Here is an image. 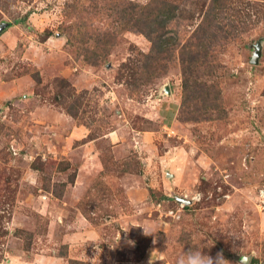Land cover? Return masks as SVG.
<instances>
[{"label": "rangeland", "instance_id": "obj_1", "mask_svg": "<svg viewBox=\"0 0 264 264\" xmlns=\"http://www.w3.org/2000/svg\"><path fill=\"white\" fill-rule=\"evenodd\" d=\"M126 1L0 0V264H80L85 226L97 264H178L188 250L264 264V0H225L227 19L211 23L218 44L196 71L221 109L191 121L178 112L179 49L211 0H167L166 37L179 41L150 79V41L116 24ZM104 32L115 44L86 63L80 46ZM195 191L178 218L156 210Z\"/></svg>", "mask_w": 264, "mask_h": 264}, {"label": "trees", "instance_id": "obj_2", "mask_svg": "<svg viewBox=\"0 0 264 264\" xmlns=\"http://www.w3.org/2000/svg\"><path fill=\"white\" fill-rule=\"evenodd\" d=\"M225 7V0H211L201 22L187 37L186 41L180 45L179 61L182 72V97L178 112L180 116H185L183 118L179 117L181 121L196 120L199 117L201 119L208 118L210 114V116L214 114L215 110L221 109L219 107L220 97L218 92L213 96L216 102H207L210 88H207L206 84L199 83L200 72L196 70L202 48L204 46L208 47L207 44H209V47L218 44L215 37L212 38L211 34L209 35V29L211 23L219 20L218 16L227 19ZM177 9L176 5L167 0H151L145 5L127 0L125 4H120L117 8L116 24H118V29L129 28L132 31L139 32L151 43L149 51L142 53L143 73L148 75L147 79L154 77L161 67L166 66L164 62L173 56V49L175 48L173 45H176L179 40L174 38L175 42H173V37H166V34L168 24L177 17ZM93 37L95 38L92 41V46H80V53L86 63L96 65L101 57L108 55L110 46L115 44V37L104 32L101 37L99 35H89L87 39ZM67 38L68 43L73 45L74 41L72 39L76 38V35L70 33ZM85 42H87L86 37H80V44ZM192 101H202V105H199L200 108H198L197 105L191 103ZM204 109L210 112L206 113ZM68 113L75 117L74 112L69 109ZM68 264H79V262L76 259H68ZM80 264L87 263L80 261Z\"/></svg>", "mask_w": 264, "mask_h": 264}, {"label": "crops", "instance_id": "obj_3", "mask_svg": "<svg viewBox=\"0 0 264 264\" xmlns=\"http://www.w3.org/2000/svg\"><path fill=\"white\" fill-rule=\"evenodd\" d=\"M113 142H115V141H113ZM91 156L92 158L95 156L94 155V153H89L87 156ZM91 157H89V159H91ZM88 158V157H87ZM92 160V159H91ZM91 163L92 164H94V166L97 164V161L96 160H93V162L92 161H88L87 163H86V167H85V169H86V171H87V173H86V175L84 176V177H86V179L87 178H91V175H92V168L90 167L91 166ZM99 163V162H98ZM100 165V164H99ZM95 168H93V170H94ZM83 170V169H82ZM134 178H137V177H134ZM81 179L82 178H80V197L82 196V187L84 186L83 185V183H82V181H81ZM136 180H138V179H136ZM142 180V178L140 177V181ZM123 186H124V188H125V191H126V193L128 192V194H129V191H131L132 189H130V188H132L133 187V185H130V183H125V182H123ZM131 186V187H130ZM151 186V185H150ZM140 189H145L146 187L145 186H140L139 187ZM130 195V194H129ZM133 195V194H132ZM129 199H130V201H132L133 200V198H131V197H129ZM156 217H158V218H160V216H156ZM157 218V219H158ZM159 220V219H158ZM93 231V230H92ZM91 229H89V227H86L85 226V229H84V231H82L81 232V229H80V259L82 260V261H84V262H86L87 264H97L98 263V258L97 257H95L93 254H90V253H92V251H93V253L95 254V252H96V247L98 246V244H97V239L95 238V237H92L91 238ZM86 246H88V247H91V249H88V250H86L85 248H86ZM90 250V253L88 252ZM106 259H107V257H106ZM105 259V260H106ZM113 262H114V264H118V261H116V260H113ZM132 263V261L130 262V261H126V264H131ZM108 264H110V261H108Z\"/></svg>", "mask_w": 264, "mask_h": 264}, {"label": "built area", "instance_id": "obj_4", "mask_svg": "<svg viewBox=\"0 0 264 264\" xmlns=\"http://www.w3.org/2000/svg\"><path fill=\"white\" fill-rule=\"evenodd\" d=\"M174 199V202L176 203V209H168L166 211L163 202L166 198H161L159 201L155 202V205L157 206L158 213H165L174 216L175 218H178L181 211H183L187 206H189L192 203H196L201 199V193L199 191H195L194 193H184L183 195L179 197H175V195L172 197Z\"/></svg>", "mask_w": 264, "mask_h": 264}, {"label": "clouds", "instance_id": "obj_5", "mask_svg": "<svg viewBox=\"0 0 264 264\" xmlns=\"http://www.w3.org/2000/svg\"><path fill=\"white\" fill-rule=\"evenodd\" d=\"M148 0H143V3L147 4ZM145 235H151L153 232L144 231ZM178 264H214L213 259L210 256L203 255L201 250L193 251L188 250L178 261ZM216 264H227V261L218 254L216 257Z\"/></svg>", "mask_w": 264, "mask_h": 264}, {"label": "water", "instance_id": "obj_6", "mask_svg": "<svg viewBox=\"0 0 264 264\" xmlns=\"http://www.w3.org/2000/svg\"><path fill=\"white\" fill-rule=\"evenodd\" d=\"M3 25H5V23H1V24H0V32H1L2 29H3ZM166 91H168V88H166Z\"/></svg>", "mask_w": 264, "mask_h": 264}]
</instances>
